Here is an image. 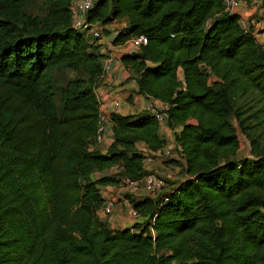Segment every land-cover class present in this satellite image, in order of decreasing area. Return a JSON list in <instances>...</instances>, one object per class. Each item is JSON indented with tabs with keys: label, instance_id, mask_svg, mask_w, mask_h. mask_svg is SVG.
<instances>
[{
	"label": "trees",
	"instance_id": "trees-1",
	"mask_svg": "<svg viewBox=\"0 0 264 264\" xmlns=\"http://www.w3.org/2000/svg\"><path fill=\"white\" fill-rule=\"evenodd\" d=\"M34 1L0 0V264H264V49L240 16L224 0H97L89 12L127 22L115 45L148 37L121 61L169 103L181 159L169 162L183 173L157 196L126 194L142 218L113 228L102 188L120 174L92 175L122 165L140 179L167 139L146 111L112 112L114 140L92 148L104 62L72 27V0L41 13ZM241 135L252 158L239 157Z\"/></svg>",
	"mask_w": 264,
	"mask_h": 264
},
{
	"label": "crops",
	"instance_id": "crops-1",
	"mask_svg": "<svg viewBox=\"0 0 264 264\" xmlns=\"http://www.w3.org/2000/svg\"><path fill=\"white\" fill-rule=\"evenodd\" d=\"M256 0H246L243 4L237 6L235 13L240 16V23L243 28L250 31L259 42H264V18L262 17V10L260 5L255 4ZM114 23L119 24V29L114 28ZM127 26L126 21H115L109 25L101 26V29H106L109 33H104V38L96 39L93 36L88 35L89 42L94 43L97 46V52L100 55L99 61L97 63H103L105 57L111 53L115 58V66L112 72L100 80L97 88L96 94L100 100V111L110 117V114L114 112L111 108V103L113 99H120L122 101L121 107L116 111L121 115H131L139 114L144 111V106L146 104L147 98L139 90V85L135 76L125 67L122 63L121 58L127 53L136 52L138 48H131L127 44L115 45L113 43L114 36L118 30L124 29ZM96 41V42H95ZM96 64L92 63V68H95ZM110 119V118H109ZM177 131L181 130L180 127L176 128ZM161 134L165 136L167 141L173 144L176 149L174 129L169 127L167 123L160 127ZM114 140L112 121L107 122V128L105 132V139L102 143H96L93 145V149L101 153H106L108 147ZM139 148L146 150L145 143L139 142ZM166 157L162 155L161 151L157 152L155 156L148 157L145 160L147 169L153 167L155 172L162 174H170L169 167H176L177 164L170 163V159H162ZM179 159V158H175ZM162 161V162H161ZM165 169L161 170L160 169ZM109 171V170H108ZM107 171V173H109ZM105 171L95 172V176L99 178L104 175ZM178 177L176 176L175 179ZM118 186H106L104 188L110 190ZM170 187V185L168 186ZM167 189V188H166ZM135 193L137 199L148 196L147 191L144 186L132 190ZM132 204L129 199L125 196H121V200L116 203L114 213L111 215H102L101 217L107 219L113 228H127L132 226L141 219H133L130 214V209Z\"/></svg>",
	"mask_w": 264,
	"mask_h": 264
},
{
	"label": "built area",
	"instance_id": "built-area-1",
	"mask_svg": "<svg viewBox=\"0 0 264 264\" xmlns=\"http://www.w3.org/2000/svg\"><path fill=\"white\" fill-rule=\"evenodd\" d=\"M97 0H72L70 4V17L72 27L78 31L85 32L88 35L93 36L96 39L104 38L103 30L101 29V24L98 22H92L88 20L89 12L94 8ZM226 10L230 12H234L240 4L246 2V0H224ZM255 4L260 5L262 10V17L264 18V6L262 4V0H256ZM148 42V37L146 35L135 36L131 40L127 41L125 44L130 46L131 48H140L142 45H146ZM264 49V42H260ZM115 66V58L109 53L104 59L103 65V77L110 74L113 71ZM143 94V93H142ZM147 98L146 104L144 106V111L150 113L152 116L160 124V127L163 126L167 122L165 111L170 107L169 103L158 100L149 94H143ZM122 105V101L120 99H113L111 103V108L114 112H116ZM106 114L103 112H99V120L96 132V142L102 143L105 139V132L107 128V122L110 121ZM175 133V131H174ZM173 145L171 142L167 141L166 146L161 151L162 155L166 157H171L173 155ZM122 165H114L109 169L108 175L120 174V182L121 185L126 186V188L135 190L141 185L144 186L145 190L148 193V196H157L161 193L165 188L169 185V181L166 179L165 174L157 173V172H149L146 173L140 179H132L126 175L122 174L123 171ZM102 196L104 198V205L100 211L102 215H111L114 213L115 209V199L110 197L106 191L102 190ZM130 214L133 219L142 218L138 210H136L133 205L130 209Z\"/></svg>",
	"mask_w": 264,
	"mask_h": 264
},
{
	"label": "rangeland",
	"instance_id": "rangeland-1",
	"mask_svg": "<svg viewBox=\"0 0 264 264\" xmlns=\"http://www.w3.org/2000/svg\"><path fill=\"white\" fill-rule=\"evenodd\" d=\"M48 4H49V0H35L32 4V9L34 12L41 13L45 10V7H47ZM114 28L116 30L119 29L120 28L119 24L114 23ZM179 74L182 77V70H180ZM68 77H72V72H70L68 70L62 69V70L56 72L57 82L65 83L66 80L68 79ZM241 139H242V146H241V149L239 150V153H238L239 157H241V158H245V157L252 158L253 156L251 154V145H250L249 140L244 135H241ZM171 145H173V144L171 143ZM172 151H173V155L171 157H162V159H164V158L165 159H169V158H179L180 159V155H179L177 149H175V147H173ZM149 169L151 170V169H153V167H150ZM161 170L165 171L164 168L160 169V171ZM169 170H170L171 176H169L170 174H165V176H166V179L169 181L170 184L172 182L179 181L180 179L183 178L182 169L179 166V164H177L176 167H169ZM150 172L154 173L155 171L151 170ZM108 174L109 173H105L104 175H108ZM104 175H102V176H104ZM176 176L178 177L177 179H175ZM95 178H97V177L95 176V174H93L91 179H95ZM102 190L106 191V193L110 197L114 198L116 203L121 200V196L125 197L126 194H130L131 196L132 195L135 196L134 192H132L130 189L126 188V186H123L121 184L119 185V187H115V188L110 189V190H108L106 188H102Z\"/></svg>",
	"mask_w": 264,
	"mask_h": 264
}]
</instances>
